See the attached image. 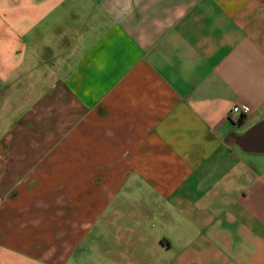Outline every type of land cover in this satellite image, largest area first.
I'll list each match as a JSON object with an SVG mask.
<instances>
[{
  "label": "crops",
  "instance_id": "0c3cea01",
  "mask_svg": "<svg viewBox=\"0 0 264 264\" xmlns=\"http://www.w3.org/2000/svg\"><path fill=\"white\" fill-rule=\"evenodd\" d=\"M261 121L264 0H0V264H264Z\"/></svg>",
  "mask_w": 264,
  "mask_h": 264
},
{
  "label": "water",
  "instance_id": "95a60500",
  "mask_svg": "<svg viewBox=\"0 0 264 264\" xmlns=\"http://www.w3.org/2000/svg\"><path fill=\"white\" fill-rule=\"evenodd\" d=\"M233 140L246 153L264 154V121L257 123L242 135H234Z\"/></svg>",
  "mask_w": 264,
  "mask_h": 264
},
{
  "label": "built area",
  "instance_id": "2783aa9c",
  "mask_svg": "<svg viewBox=\"0 0 264 264\" xmlns=\"http://www.w3.org/2000/svg\"><path fill=\"white\" fill-rule=\"evenodd\" d=\"M232 112H233V113H236V114L239 113V108H238V107L233 108V109H232Z\"/></svg>",
  "mask_w": 264,
  "mask_h": 264
},
{
  "label": "trees",
  "instance_id": "16d2710c",
  "mask_svg": "<svg viewBox=\"0 0 264 264\" xmlns=\"http://www.w3.org/2000/svg\"><path fill=\"white\" fill-rule=\"evenodd\" d=\"M241 119H242V118H241ZM241 119H240V120H241Z\"/></svg>",
  "mask_w": 264,
  "mask_h": 264
},
{
  "label": "rangeland",
  "instance_id": "374dc122",
  "mask_svg": "<svg viewBox=\"0 0 264 264\" xmlns=\"http://www.w3.org/2000/svg\"><path fill=\"white\" fill-rule=\"evenodd\" d=\"M244 133V132H243Z\"/></svg>",
  "mask_w": 264,
  "mask_h": 264
}]
</instances>
